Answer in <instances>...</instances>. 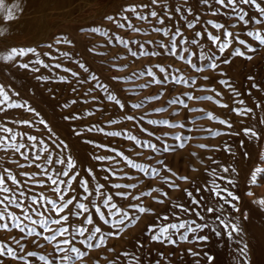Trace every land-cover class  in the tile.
<instances>
[{
  "label": "snow or ice",
  "instance_id": "obj_1",
  "mask_svg": "<svg viewBox=\"0 0 264 264\" xmlns=\"http://www.w3.org/2000/svg\"><path fill=\"white\" fill-rule=\"evenodd\" d=\"M158 3L160 0H148V2L140 0L139 3L127 0L126 5L117 12V15H106L105 20L115 24L118 29L127 27L135 33H140L143 28L136 26L131 17L134 16L140 21H148L149 24L154 18L161 25V27H155L154 31L156 33L162 32L163 36L168 38L167 42H161L157 45L159 51L155 49L150 51L139 41L135 42L136 51H131L128 42L122 36H117L115 39H118L121 44H125L124 51H131V56L134 58L140 55L148 57L150 62L151 57L160 56L167 51L172 56L178 55L180 60H185L186 64L190 65V69H195V72L190 70L187 75H172L166 67L160 64L155 66L158 71L152 67L144 69V74L149 79L141 87L147 88L149 84L158 86V95L149 94L145 100H156L158 106H153L152 111L161 114L159 118L150 119L148 123L165 125L167 130L160 129L163 135L156 137V142L151 139L154 133L149 132L146 127L142 131L149 132L147 141H141L136 135L131 134L128 135V139L141 144L142 147L151 149L153 153L175 154L194 139L191 135L186 136L181 133L185 128L184 120L187 114L198 111L200 113L199 118L203 119L206 116L210 120H216L221 125H225L228 129V135L244 136L251 141H264V116L257 118L255 126L251 123H244L245 118H251L255 115L254 108L262 105L256 104L249 107L241 99L239 104L242 106L230 108L229 103L221 99L224 93L217 88L215 83H212L216 79L219 85L235 93L236 96H241V93L230 82L231 78L224 72L222 65H229L232 62L230 57L239 56L252 60L253 55L251 53H256L258 48H264V0H202V3L211 9L213 17L222 12L224 15L234 18L233 28L240 26L243 31V26L248 25L250 30L246 32V37L242 38L238 32L228 28L226 23L210 19L207 24L211 26L212 30L195 32L191 40L175 25H173L172 31L163 27L164 17L154 8ZM164 7H168V5L165 4ZM140 9H144V11L142 12ZM251 9H255V12H251ZM23 11L24 8L19 0L13 3L0 0V12L5 14L3 18L9 22L18 19ZM182 11L179 5H175L169 8L168 14L173 16ZM186 11L193 12V8L188 7ZM199 19V16H193L194 21L198 22ZM253 21L255 27H251ZM187 28H194V23H188ZM216 30L219 32L217 33ZM91 31L103 36L109 35L107 31H102L99 27L93 28ZM7 35L8 29L0 27V61L24 69H28L33 63L44 65L45 68L50 67L40 58L42 53L38 51L36 46L8 45L6 43ZM196 37H203L207 41V51H205L203 41ZM248 38H254V40L250 42ZM56 43L71 45L73 41L63 37L58 39ZM153 43L154 40L152 39L147 41L149 45ZM50 47L51 45H49ZM197 47L199 48L198 60L203 62L199 64L193 62L192 59L197 54L193 49ZM90 51H95V49H90ZM43 55L48 56L50 53H43ZM63 55L70 56L71 54L65 52ZM32 57H35L34 61ZM55 67L59 68L61 65L56 64ZM118 67L127 68L128 65L112 64V68ZM79 68L83 69L85 80L94 81L98 87L103 89L107 94V99L112 101L116 107L130 111L128 102L134 97L125 96L118 90L110 91V85L102 84L99 77L94 72H90L85 63H79ZM33 71L38 72L39 68L34 67ZM66 71L71 72L72 76L79 77L81 75L80 72H74L71 69H66ZM181 71L182 69L177 68V72ZM169 76L178 85H189L191 82L203 94H197L194 88L189 87L181 93L184 98L172 96L171 99H164L161 103V98L172 95ZM131 78L126 73H117L112 75L110 80L119 82ZM37 79H49V77H37ZM58 79L65 81L67 76L60 75ZM248 79L252 88L264 92V79L259 82L256 81L255 76H249ZM72 91L75 92L76 89L73 88ZM92 98L96 99L95 96ZM186 100L193 102L215 101L216 105L230 109L231 112L241 117L240 123L243 126L235 131V124L230 118H222L213 111L204 108L198 109L195 104H189ZM143 107V101L131 105V108L134 109H143ZM5 108H27L30 113H34L35 118L39 119L40 126L44 128V133L41 135H48V141L45 142L38 139L36 135H28L26 132L14 131L12 127L7 125L0 127V132L5 133V135L0 136V148L6 154L10 151L12 156L23 157L24 160V163L15 159L12 160V164L18 169L16 172L13 171L12 167L0 171V231L8 234L0 237V264H3L4 257L10 258L9 264H33L35 257H39V261H42L43 264H89L88 258L93 252L98 254L102 248L109 253L115 252V248L109 246V240L121 237L128 229L136 226L142 217L149 215L153 217L151 222H146L149 239L171 245L177 244L178 240L188 241L190 234L194 241L207 242L210 236L200 234L205 229H210L211 234L217 237L225 233L229 239L244 231L240 221L241 219H248L249 214L241 210L239 202L243 200V197L237 191L241 175L233 165L228 164L226 166L210 155L207 156V160L211 161V164H207L198 152L192 151L190 156L196 158L200 167L195 166L190 160L191 172H201L202 168L203 173H209L211 177L209 179L208 176H202L203 183H197L196 176L181 174L174 170L166 158H154L157 166H153L152 159L147 164L137 163L136 160L120 151L118 154L127 161V165L131 166V169H138L145 176L152 177L155 186H152L153 181H150L145 185L148 190L144 191L143 188L138 190L137 182L115 183L112 184V187L117 191L113 194L107 188V184L110 183L108 177H105V183H96L94 186L90 184V180L95 177L92 167L86 170L91 175L84 179H78L80 173L76 171L77 160L73 156V149L76 145L71 144L66 139H60L48 121L41 116V113L31 104L20 99L19 92L0 83V112L5 111ZM164 113H167V116H164ZM88 114L91 115V113ZM181 114H183L181 119L175 118ZM124 118L129 121H136L135 114H127L126 112ZM64 119L77 121L80 117L69 113ZM17 123L35 126V120L21 119ZM108 123L116 124V121L109 118ZM177 128L180 129V133L175 134L172 142L169 143L166 137ZM95 130L104 131L103 128L98 127ZM91 131H93V127H86L75 131L74 135L79 137L82 133ZM108 134L117 137L123 133L114 131ZM213 134L221 135L219 131H215ZM24 137H27V141L30 143H26ZM86 143L94 144V141L89 139ZM244 144L245 140H239V145ZM37 145H41V147L33 157L31 153ZM98 146L106 147L103 144ZM197 147L212 151L219 148L218 145L208 144H199ZM224 147L228 148L230 152L232 151L229 145L224 144ZM117 151L116 148H112V152ZM53 152L56 153L55 159ZM243 155L249 156L250 153L245 152ZM94 158L96 161L114 159L113 156L109 155H96ZM57 164L61 165V168L56 169L55 165ZM213 164L215 167L211 166ZM30 166H34V170H24ZM109 171L112 175H116L112 169ZM124 175L127 176L128 173L125 172ZM216 177H219V181ZM242 179L245 186L256 185L258 181L264 180V165H256L251 168ZM161 180L168 189L186 195L190 203H175L178 197L170 195V192L161 185ZM177 181L184 182L186 186H182ZM225 181H227L226 184H224ZM221 184L224 186L221 187ZM33 185L40 186L38 195L37 190L32 187ZM78 188L82 191H78ZM189 188L192 190L189 191ZM246 196H254L251 188H248ZM147 197L159 205L172 204L171 215H180L181 219L170 221L167 212L161 214L151 203L142 202ZM253 202L264 208V196L258 197ZM225 205H231V208L235 209V213H239V216L231 211L225 214ZM206 213H211L214 220L212 218L206 219ZM189 214L198 219L184 218ZM157 220L160 221L159 224L155 222ZM214 224L215 226H213ZM12 230H18V232L13 233ZM135 244L137 247H143L138 237L135 238ZM188 251L192 252L193 256L201 255L200 252L193 251L191 248ZM239 251L243 257L241 264H253L248 243H244ZM122 255L126 258L131 257L136 264H142L139 256H133L127 251L123 252ZM204 255L208 264H212L215 260V257L208 253H204ZM104 259L107 264H119V257L108 259L105 256ZM95 264H99V258ZM257 264H264V253L261 254Z\"/></svg>",
  "mask_w": 264,
  "mask_h": 264
},
{
  "label": "rangeland",
  "instance_id": "obj_2",
  "mask_svg": "<svg viewBox=\"0 0 264 264\" xmlns=\"http://www.w3.org/2000/svg\"><path fill=\"white\" fill-rule=\"evenodd\" d=\"M132 2L139 3L140 0H132ZM144 2H148V0H144ZM126 3L127 0L115 1L112 4L113 6L106 8L104 13L99 15L100 19H98L99 16H95L96 18H94V13L96 12V9H98L99 3L87 8L89 15H93L91 16L92 18L89 17L90 19H87L88 21L83 20L81 22H76L74 20H65L64 22L60 20V17H50V23H55V27L57 26V28H55L49 35L50 37L48 36L47 39L42 40L43 42L40 41L41 43L39 42L40 45L37 47L38 51L42 53L40 58L44 60L45 64H49L50 67L45 68L44 65L33 63L28 69H24L17 65L6 64L5 62L0 61V83L5 84L6 87H10L13 91L19 92L20 99L35 107L37 111L41 113V116L48 121V124L60 139H66L71 144L76 145L73 149V156L77 160L76 171L80 173L78 179H84L91 175L87 173L86 170L89 167H92L94 169L95 177L90 180V184L93 186L96 183H105V177H108L110 183L107 184V188L111 190L113 194L117 191V189L112 187V184L115 183L124 184L128 182H137L138 190L143 188L144 191H147L148 189L145 185L150 181H153V178L145 176L138 169H131V166L127 165V161L118 154L120 151H123L125 155L136 160L137 163L147 164L149 160L152 159L153 166H157L155 165L154 158H166L167 162L174 168V170L179 171L181 174L194 175L197 177V183H203L202 176H208L209 179H211L210 174L203 173L202 168L201 172L198 173H193L190 170V160L193 161L195 166L200 167L196 158L190 156V152L195 151L205 159L207 164H211V161L207 160V156L210 155L214 159L224 163L226 166L231 164L238 169L241 179L237 191L239 194H243V200L239 202L240 205L242 204L241 210L248 213L249 218L250 216L251 218H254V222L260 218L257 221L258 223L256 222L259 224L264 219V208H261L253 201L260 196H264V180L258 181L256 185L245 186L242 177L256 165H264V141L253 142L244 136L237 137L234 135H228V129L225 125H221L216 120H210L206 116L203 119L199 118L200 113L198 111L187 114L186 119L184 120L185 128L183 133H181L186 136L191 135L194 139L190 141L184 149L178 150L175 154L162 155L161 153H153L151 149L142 147L141 144H137L135 141H130L128 139V135L131 134L136 135L141 141H147L149 139V132H152L154 134L151 136V139L153 142H156V137L163 135L160 129L167 130V126L165 125H151L148 123L150 119L159 118L161 114L152 111L153 106H158L156 100H145V97L149 94L158 95V86L155 84H149L147 88L141 87V85L149 79V77L144 74L143 70L148 67L155 69V66L160 64L166 67L172 75H187L190 70L194 73L195 69H190V65H187L185 60H180L178 55L172 56L167 51L160 56L151 57L150 62L148 57L140 55L135 58L132 57L131 51H136V41L144 44L145 48L150 51L153 49L159 51L157 45L161 42H167L168 38L164 37L162 32L156 33L154 31L155 27H161L159 22L154 18L152 19V23L149 24L148 21H140L134 16L131 17L136 26L143 28V31L140 33H135L132 29L127 27L118 29L115 24H111L105 20L106 15H117V12L121 10ZM165 4H167L168 7H164ZM175 5H179L183 11L176 13L173 16H169V8ZM188 7H192L193 12H187L186 9ZM154 8L162 17H164L163 27L172 31L173 25H175L181 29L184 35L189 37V40H191L195 32L212 30L211 26L207 24V21L210 19H216L217 22L226 23L228 28L232 29L234 32H238L242 38H245L246 32L250 30V26L248 25L243 26V31L240 26L233 28L234 18L224 15L222 12L213 17L211 9L207 8L202 3V0H160V3L156 4ZM140 11L143 12L144 9H140ZM50 12L54 11L50 10ZM251 12L254 13L255 9H251ZM194 15L200 17L198 22L193 20ZM61 22L64 23L61 24ZM190 22L194 23V28L192 29L187 28V24ZM56 23H58V25ZM97 27L102 31H107L109 35L103 36L100 33L91 31V29ZM251 27H255L254 21ZM216 32L218 33L219 30H216ZM117 36H122L123 39L128 42V47L131 51H124L125 44H121L118 39H115ZM63 37L71 39L73 43L71 45L57 44L56 41ZM196 38L203 41L205 51H207V41L203 37ZM17 39L19 41H28L27 37H18ZM149 39L154 40L152 45L147 44ZM177 39L179 40V37ZM248 39L250 42L254 40V38ZM27 43L29 44L28 46L33 44L29 42ZM49 45H51L50 48ZM93 48L95 51H90V49ZM193 50L197 53L192 57L193 62L198 64L203 63L198 60L199 48L197 47ZM65 52H68L71 55H63ZM43 53H50V55L44 56ZM251 55H253L252 60L236 56L230 57L232 62L229 65H222L224 72H226L227 76L231 78L230 82L241 93V96H236L235 93H232L222 85H219L218 80L216 79H214L212 83H215L217 88L224 93V96L221 97V99L228 102L230 108L242 106L239 104L241 99H243L245 104L249 107L261 104V107L254 108L255 115L251 118H245L244 120L245 124L251 123L255 126L257 118L264 116V92L252 88L248 77L255 76L257 82L264 79V48H258L257 52L251 53ZM32 60L34 61L35 57H32ZM79 63H85L90 72H94L99 77L102 84H109L110 91L118 90L125 96L134 97V99H131L128 102V108L130 111L121 110L116 107L112 101L107 99V94L102 88L98 87L94 81L91 79L85 80L83 69L79 68ZM113 63L117 65L127 64L128 67L112 68ZM56 64H60L61 67L56 68ZM34 67L39 68V71L34 72ZM177 68L182 69V71L177 72ZM66 69H71L74 72L78 71L81 75L79 77L72 76L71 72L66 71ZM155 70L158 71V69ZM117 73H126L132 78L121 80L119 82L111 81L110 77ZM133 73H135V75H133ZM60 75L67 76V80H59L58 77ZM37 77H49V79H37ZM168 80L171 84L172 95L161 98V103H163L164 99H171L172 96L184 98L181 93L189 87L194 88L197 94H203L201 90L195 85H192L191 82L189 85H178L175 81H172L171 76L168 77ZM73 88L76 89L75 92L72 91ZM93 96L96 97L95 100L92 98ZM73 101H75V103H73ZM140 101L144 102L143 109L131 108L133 103ZM186 102L189 104H195L198 109L204 108L208 111H213L216 115H219L222 118H230L235 124V131H238L243 126L240 123L241 117L231 112L230 109H224L219 105H216L215 101L193 102L186 100ZM65 105H67V107H65ZM126 112L127 114H135L136 121L133 122L126 120L124 118ZM69 113L78 115L80 119L77 121L65 120L64 117L69 115ZM88 113H91V115ZM163 115L167 116V113H164ZM182 116L183 114L176 116L175 118L181 119ZM109 118L116 121V124H109ZM21 119L35 120V126L17 123V121ZM4 125L12 127L14 131L26 132L28 135H36L38 139H42L45 142L48 141V135H41L44 133V128L40 126L39 119H36L35 114L30 113L27 108H5V111L0 112V127H3ZM86 127H93V131L84 132L79 137L74 135L75 131ZM97 127L103 128L104 131L101 132L95 130ZM145 127L148 128L149 132L142 131ZM114 131H120L123 134L117 137L108 134ZM215 131H219L221 135H214L213 133ZM177 133H180L179 128L170 132L166 137L169 143L172 142L173 136ZM3 135H5V133L0 132V136ZM23 139L26 143H30L27 141V137H24ZM53 139H55V137H53ZM89 139H92L94 144H87L86 141ZM241 139L245 140L244 145H239V140ZM252 142L256 144V147ZM101 144L106 145V147H99L98 145ZM199 144L218 145L219 148L215 151L205 150L197 147ZM224 144L229 145L232 151L230 152L228 148H225ZM40 147L41 145H37L36 149L33 150L31 153L33 157L35 156L36 151H39ZM254 147L257 150L254 149ZM112 148H116L118 151L114 153L112 152ZM245 152L250 153V155H243ZM233 153H235V155H233ZM41 154L43 155V153ZM96 155H109L113 156L114 159L96 161L94 158ZM55 156L56 153L53 152L54 159ZM14 159L18 160L20 163H24L23 157L12 156L10 151L6 154L5 151L0 148V171L7 167H12L14 172L18 171L16 166L12 164V160ZM211 166L215 167L214 164ZM41 167H43V165H41ZM55 168L59 169L61 168V165L57 164L55 165ZM109 169L115 171L116 175H112ZM24 170H34V166L26 167ZM125 172L128 173L127 176L124 175ZM20 178L26 179L23 177ZM216 179L219 181V177H216ZM177 182L181 183L182 186H186L184 185V182ZM226 183L227 181L224 182V184ZM74 184H76L75 181ZM224 184H221V187H223ZM161 185L165 190L170 192V195L178 197L175 200V203H190L186 195L168 189L167 185H164L162 180ZM152 186H155L154 181ZM32 187L37 190L38 195L40 186L33 185ZM248 188H251L253 191V197L246 196ZM77 190L82 191L80 188ZM191 190L192 189L189 188V191ZM117 200H119V198H117ZM142 202L151 203L152 206L156 208L157 212L161 214L167 212L170 221H178L181 219L180 215H171L172 204L170 203L159 205L155 201H152L150 197L144 198ZM256 210L259 212L257 213ZM229 211L235 213V209H232L231 205H225V214ZM237 215L239 216V214ZM254 215L256 216L254 217ZM205 216L206 219L212 218L214 220L211 213H206ZM257 216L258 218H256ZM184 218L198 219L196 217H191V214ZM251 218L247 220L241 219L240 224L244 231L235 234L231 239H229L225 233H222L221 236L217 237L211 234L210 229H205L200 234H207L210 236V239L207 242L194 241L190 234L188 241L178 240L177 244L171 245L164 242L151 241L149 239V233L146 231V222H151L153 217L150 215L144 216L136 226L128 229L121 237L111 238L109 240V246L114 247L115 252L109 253L102 248L98 254L93 252L88 258V261L89 264H95L96 260L99 258V264H107V261L104 259V257L107 256L108 259H116L119 257V264H129V261H131V264H136L131 257H123L122 253L127 251L133 256H139L142 260V264H208L204 253H208L215 257L212 264H241L243 257L239 249L243 247L244 243H248L249 250L253 257V264H257L261 258V254L264 252V248L260 247L262 246L261 240L256 238V241L255 237L252 239L254 236L253 229L256 230L260 224L256 225V223H251L255 228L257 226L255 229L250 224V221L252 220ZM155 222L157 224L160 223L159 220ZM263 224L264 220L261 225ZM213 226H215V224ZM12 232H18V230H12ZM5 235L8 234L0 231V237ZM136 237L141 241L143 245L142 248L136 246ZM189 248L193 251L200 252L201 255L193 256L192 252L188 251ZM259 248L261 249L258 251ZM257 251L259 253H257ZM9 260L10 258L4 257L3 264H9ZM33 264H43V262L39 261V257H35L33 258Z\"/></svg>",
  "mask_w": 264,
  "mask_h": 264
},
{
  "label": "bare ground",
  "instance_id": "obj_3",
  "mask_svg": "<svg viewBox=\"0 0 264 264\" xmlns=\"http://www.w3.org/2000/svg\"><path fill=\"white\" fill-rule=\"evenodd\" d=\"M115 1H117V0H19L22 7L24 8L23 14L19 15L18 19H15L14 21L9 22L8 20H5L3 18L5 14L0 12V27H6L8 29V35H7V40H6V43L8 45L28 46L29 44L27 42H29V43H33L32 44L33 46L39 47V45L41 43L40 41L47 39L48 36L53 32V30L55 28H57V26L55 27V23L54 24L50 23V21H49L50 17H52V16L60 17V20L64 21V22H65V20H67V21H70V20L73 21L74 20L76 22H81L83 20L88 21L87 19L93 15H89V13L87 12V8L93 6L96 3H99L98 9H96V12L94 13V18H96L99 15H102L104 13V11L106 10V8L113 6L112 4ZM13 2H18V0H6V3H13ZM50 10H52L54 12H50ZM98 19H100V16ZM58 20H57V22H58ZM64 22H61V24ZM56 24L58 25V23H56ZM61 24H60V26H61ZM18 37H27L28 41L27 42L22 41V40L19 41L17 39ZM32 45H30V46H32ZM254 145L256 147V144H254ZM255 147H254V149H256ZM253 155H254V153H253ZM252 163H254V162H252ZM256 212H257V210H256ZM237 214H239V213H237ZM253 214H255V213H253ZM251 215H252V213H251ZM255 216L256 215H254V217ZM250 218H251V216H250ZM250 218L248 217V219H250ZM256 218H258V216ZM251 219L252 220L250 221V224L251 223L255 224L260 218L257 219L256 222H254L255 221L254 218H251ZM263 220L261 221L262 223H263ZM261 222L259 223L260 226L258 228L256 226L257 229L255 228L254 225L251 224L256 229V230L253 229L254 236L252 237V239L255 237V239L257 238V239L261 240L262 246H260V247L264 248V224L261 225L262 224ZM257 223H256V225H259ZM252 226H251V228H252ZM246 227H247V225H246ZM246 235H247V233H246ZM249 237H251V236H249ZM257 239H256V241H257ZM260 249L261 248H259L258 251ZM258 251H257V253H259Z\"/></svg>",
  "mask_w": 264,
  "mask_h": 264
}]
</instances>
